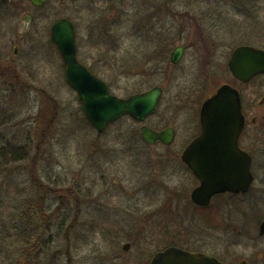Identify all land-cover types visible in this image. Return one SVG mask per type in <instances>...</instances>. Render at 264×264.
I'll return each instance as SVG.
<instances>
[{
  "label": "rangeland",
  "instance_id": "rangeland-1",
  "mask_svg": "<svg viewBox=\"0 0 264 264\" xmlns=\"http://www.w3.org/2000/svg\"><path fill=\"white\" fill-rule=\"evenodd\" d=\"M133 1L95 0L99 18L89 11L92 3L77 0H50L34 12L26 35L30 41L22 43L33 45L32 98L6 93L0 101V251L18 252V263L34 251L37 261L45 262L38 264H143L173 244L218 255L220 239L234 234L227 220L237 211L221 206L219 195L204 209L191 200L196 179L181 153L199 131L203 100L231 79L223 65L237 40L223 28L256 25L257 32L263 31L264 9L256 11L255 0H192L193 27H209L201 30L207 44L200 31L187 36L180 28L177 36L168 34L157 56L153 46L142 44ZM24 15L2 22L1 43L18 36L11 33L26 25ZM61 16L75 22L81 54L116 95L163 88L157 112L144 123L174 126L171 144L146 143L140 134L143 122L130 117L103 133L91 126L48 34ZM128 16L133 17L124 23ZM97 19L100 26L118 22L109 36L113 48L102 37L98 46L92 43ZM184 41L181 60L170 62L171 51ZM257 42L264 43V34ZM155 57L160 58L156 66ZM252 207L255 218L264 213V206ZM127 241L129 251L123 248Z\"/></svg>",
  "mask_w": 264,
  "mask_h": 264
},
{
  "label": "flooded vegetation",
  "instance_id": "flooded-vegetation-1",
  "mask_svg": "<svg viewBox=\"0 0 264 264\" xmlns=\"http://www.w3.org/2000/svg\"><path fill=\"white\" fill-rule=\"evenodd\" d=\"M77 1L84 4L92 3V6L89 11L93 16L97 14L96 13L97 5L96 3H94L95 0H77ZM49 2L50 0H48L44 4L37 5L33 3L32 0H0V101L2 99L1 98L2 94L5 95L6 93L16 94L19 97L25 95L30 99L32 98V93H33L32 83L34 82L33 53H32L33 45L27 44L26 48H24L22 43L23 41L26 42L30 41L29 40L30 37L29 36L27 37L26 35L29 34L33 28L32 20L34 18V12L36 10L46 7L49 4ZM133 2L135 8L134 16L138 17V29L140 31V34L142 35V44L153 46V48H151V50L154 51L153 54L159 56L158 53L160 46L162 45L163 42L171 38V35L167 37L168 34L174 31L177 36L178 29L180 28L186 30L184 32H186L187 36L192 35L194 30L200 31V33L202 34L199 35V37H202V39L207 44L206 37L203 35L202 31L203 30L209 31L208 29L209 27H206L205 29L201 28L200 26L193 27L194 22L192 19V15H193L192 0H185V1L181 0V2L179 3L177 2V0H134ZM253 5L256 11L258 12L264 9V4L261 3L260 0H255ZM183 7H185L186 10L180 11L179 9ZM22 12L25 13L23 18L24 21H26V25L22 28H19L17 30V33H11L13 36L16 35L18 36L10 38L7 41L8 44L1 43L2 22H5V20L8 19L9 17L10 19L16 17L17 14ZM95 17L99 18L98 14ZM130 17L133 16L126 17L124 23L129 21V19L127 18ZM60 18H67L74 24L76 56L78 60L83 65H85L92 73H94L99 78L104 80L101 76H99L96 73V71L93 69L91 64L81 54V52L84 49L83 47L84 45L78 39L75 22L68 16H61L58 19H56L55 22ZM179 20L183 22V26L181 22L179 24ZM114 23H118V22H113L112 20L110 23H108V26L106 23H102L101 24L102 26H100V20L97 19L94 22L95 25L94 28H92L91 30L93 32L92 43L98 46L101 37L103 39L105 38L109 42V36L110 37L112 36V31L119 28V26H115ZM228 26H225V28L223 29L227 32H231L232 34H234L237 42L236 44H234L236 46L232 49V52L227 59L226 65H223L225 68L228 69L231 75V79H228L226 81L223 80L221 85L227 83L238 90L241 101L243 126L238 137L239 155L228 156L229 161L238 160L239 162L238 164H236V162L226 164L224 163V158L226 157V155H222L221 176L228 174L230 177H235L236 182H238V185L240 186V189L238 191L224 190L221 191V193L214 195L213 198L219 195L221 197V206L233 207V209L237 211L236 212L237 214L235 216L230 217L229 215L227 220L234 234L232 236H227L224 239H220V251L218 255L211 254L209 252L196 248H186V249L192 251H201L209 255H214L225 264H264V234L260 233V226L264 221V213H259L257 215V218H255V209L252 207V206H264V72L256 74L248 81H243L237 78L232 73L229 66V62L232 58V55L239 46L249 45L264 50V43L257 42L258 40L261 39V35L263 36L264 30L258 31L260 32V34H258V32L254 29L256 25H254V28L251 26L249 28H244L239 26L237 27H228ZM51 27L50 29L48 28L49 30L48 34L52 41ZM121 28H124V26H121ZM241 35L244 38L246 37V39H239L241 38ZM52 43L60 53V49L57 46V44L54 43L53 41ZM109 44L110 47L113 48L112 38ZM179 48L181 49L180 58L177 62H173L172 55ZM186 48H187L186 41L177 44L170 53V62L174 64L178 63L181 60ZM159 60H160L159 57H155V60L152 62V65L156 66ZM207 60L210 61L209 53ZM223 61L224 63L226 61L225 55H223L222 62ZM257 80H261V81L256 83ZM106 84L111 90L110 85L107 82ZM121 119H123V117L119 118L117 121ZM149 127L155 130H161L165 128V127L155 128L152 126ZM200 132H201V121H200V108H199V131L196 136H198ZM192 140H190L189 143ZM159 143L165 144L161 140H159L156 144ZM165 145H169V144H165ZM181 159H182V154H181ZM184 166L188 170V172H190L192 177L196 179V185L192 188L193 190L195 187H197L200 184V179L189 168L187 164L184 163ZM249 177H250V183L247 189L243 190L242 188L247 182V180H249ZM258 179L262 180L260 183L261 188H258L257 186ZM77 200H78V210H77L78 212L76 216V221L79 222V217L81 214V206H80L81 200L79 196ZM194 204L200 207V205H197L196 203ZM211 204L212 201L209 205ZM247 206H249V208ZM233 209H231L230 212H232ZM225 210L229 212V208ZM227 214L228 213L226 212L225 219L227 217L226 216ZM243 215L244 217H242ZM219 222L221 224V210L219 211ZM252 223L255 225L254 228L251 226ZM29 229H27V231ZM228 238H230L231 240H227ZM127 242L129 243V248H128L129 251L132 244L129 241ZM160 250L162 249L155 251V253L149 256V258L146 259L143 264H150L154 255ZM258 253L260 254V256L256 255ZM19 254L22 257V253ZM38 254L39 252L28 251L24 253L27 259L23 261L21 260L20 263H18L17 261L18 252L0 251V264H38L42 262L45 263L44 261H37Z\"/></svg>",
  "mask_w": 264,
  "mask_h": 264
},
{
  "label": "water",
  "instance_id": "water-1",
  "mask_svg": "<svg viewBox=\"0 0 264 264\" xmlns=\"http://www.w3.org/2000/svg\"><path fill=\"white\" fill-rule=\"evenodd\" d=\"M48 0H32L41 5ZM52 40L58 45L66 65V77L77 91L89 122L99 132L121 115H131L144 120L155 112L163 93L156 86L148 91L119 97L112 94L104 80L93 74L76 57L75 27L67 18H62L52 26ZM181 49L172 55L177 62ZM232 73L243 81L250 80L258 73L264 72V50L242 45L237 47L229 62ZM201 133L193 139L182 153L183 161L200 179V184L191 193V199L198 205L206 206L215 194L224 190L238 191L240 186L235 177L228 174L221 176V156L226 155L224 163L238 164V160L229 161V155H239L238 137L243 126L240 95L230 84H223L209 96L201 106ZM142 137L150 144L159 140L166 144L175 138L174 127L155 130L144 124L141 127ZM249 180L243 186L247 189ZM264 234V221L260 226ZM127 250L129 243L123 245ZM150 264H225L216 256L199 251H190L172 245L158 251Z\"/></svg>",
  "mask_w": 264,
  "mask_h": 264
},
{
  "label": "trees",
  "instance_id": "trees-1",
  "mask_svg": "<svg viewBox=\"0 0 264 264\" xmlns=\"http://www.w3.org/2000/svg\"><path fill=\"white\" fill-rule=\"evenodd\" d=\"M199 208H203V209H204V208H206V207H199Z\"/></svg>",
  "mask_w": 264,
  "mask_h": 264
}]
</instances>
